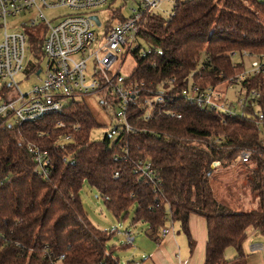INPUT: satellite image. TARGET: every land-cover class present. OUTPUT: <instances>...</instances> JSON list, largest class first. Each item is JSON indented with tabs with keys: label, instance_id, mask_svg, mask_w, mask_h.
I'll use <instances>...</instances> for the list:
<instances>
[{
	"label": "trees",
	"instance_id": "trees-1",
	"mask_svg": "<svg viewBox=\"0 0 264 264\" xmlns=\"http://www.w3.org/2000/svg\"><path fill=\"white\" fill-rule=\"evenodd\" d=\"M138 37L154 53L143 58L133 52L132 79L146 87L174 79L179 89L192 76L203 88H217L245 68L243 52L264 55V0H178L168 19L144 17ZM239 89L258 93L243 117L177 102L167 108L181 112V120H141L135 123L139 131L115 142L107 135L90 141L97 124L82 101L36 123L0 125V264H51L61 256L62 264H118L107 248L114 233L94 227L83 211L79 192L85 183L118 219L135 205L133 223L147 224L156 242L168 216L185 232L190 215L201 217L204 264H221L256 213L226 206L217 185L242 171L245 187L264 205V139L255 126L264 113V75L246 78ZM29 145L47 154L38 173ZM241 150L250 152L245 164L238 162ZM141 162L153 178L139 170ZM257 227L264 237V216ZM237 251L236 259L222 264H242V247Z\"/></svg>",
	"mask_w": 264,
	"mask_h": 264
},
{
	"label": "built area",
	"instance_id": "built-area-1",
	"mask_svg": "<svg viewBox=\"0 0 264 264\" xmlns=\"http://www.w3.org/2000/svg\"><path fill=\"white\" fill-rule=\"evenodd\" d=\"M111 1L113 0H0V26L4 29L0 43V125L36 123L47 116L61 113L69 102H84L88 96L96 97L101 108L109 113L113 126L106 135L112 142L139 131L135 123L141 120L149 121L159 115L181 120V112L167 108L177 102L221 112L226 117L245 116L244 109L248 101L258 97L254 90L247 94L240 91L235 107L227 99L221 101L223 103H217L221 95L216 88H203L193 82L192 76L187 79L185 86L177 89L174 79L158 85L149 83L146 87L143 81L122 76L119 72L113 74L112 69L118 55L123 52L133 58V52L143 58L154 53L153 49L141 46L138 36L143 18L156 14L161 0H135L136 7L131 9V14L123 21L108 24L103 35L99 36L95 29L102 23L91 12L107 5L109 8ZM56 7H66L74 13L50 24L44 18L42 9ZM31 13H38L46 22V33L41 44L45 66H36L38 70L33 75L37 82L27 92H22L16 77L23 71L29 39L20 29L36 26V22L29 17ZM17 16H23L24 23L8 32L7 18ZM92 16L98 17L99 26L90 19ZM241 57L242 60H249V67L228 80V89L239 86L248 77L264 75V55L243 52ZM261 124L264 125L263 112H259L255 118L257 130ZM62 126V123H57V127ZM64 139L68 141V138ZM27 150L37 164L35 172L38 173L47 165V154L31 145ZM249 158L250 152L241 150L238 162L245 164ZM69 160V156L62 159L64 163ZM218 165L216 162L212 166ZM139 170L148 177H154L149 164L141 162ZM168 218L172 221L170 216L165 220ZM161 233L163 236L168 235L170 228L162 227ZM122 235L126 244H133L131 233ZM62 260L61 256L51 264H62ZM130 263L140 264L136 261Z\"/></svg>",
	"mask_w": 264,
	"mask_h": 264
},
{
	"label": "rangeland",
	"instance_id": "rangeland-1",
	"mask_svg": "<svg viewBox=\"0 0 264 264\" xmlns=\"http://www.w3.org/2000/svg\"><path fill=\"white\" fill-rule=\"evenodd\" d=\"M176 0H161L156 14L163 19H168L175 6ZM262 1V0H256ZM104 8L92 10L91 14H95L101 21V26L95 29L99 36H102L104 29L108 24H115L119 21L118 18H126L131 14V9L136 7L135 0H113ZM74 12L66 7L46 8L42 9V14L47 22L55 24L63 17L73 14ZM114 13V16L112 15ZM117 13V14H116ZM116 14V15H115ZM113 16V17H112ZM116 16V17H115ZM30 19L36 22L35 27H22L21 32L25 33L29 41L27 42L25 59L23 62V71L16 77V82L19 84V88L22 92H27L33 84L37 82L36 76L33 75L31 69L33 66H42L45 64L41 54V44L46 33V22L43 21L38 13H31ZM118 17V18H117ZM29 19H27L28 21ZM26 21V22H27ZM23 16H17L16 18H7V31L11 32L16 30L20 24H23ZM3 27L0 26V43L3 39ZM204 55L201 56L200 62L204 59ZM233 61H238V55H235ZM91 64V63H90ZM245 67H249V60H244ZM136 68V63L132 55H118V60L112 69V73L119 72L122 76H130ZM92 70V68H90ZM28 78V79H27ZM216 91L221 95L220 100L217 103H223L226 99L237 107V94L240 89L239 86L232 89H228V84L223 82L218 85ZM85 104L91 110L97 126L93 128L90 133V141H101L104 135H106L112 128V123L109 113L101 108L99 100L94 96H88L84 99ZM255 111L256 107H255ZM259 136L264 139V125H259ZM242 166V165H241ZM233 173V172H232ZM238 177L235 178L228 174V182L221 181V184L217 185L218 194L226 206H229L236 212L249 213L254 211L256 216L254 221L246 229L245 233L236 241L232 248L237 249L238 246L246 248L248 253L251 252L249 243L259 244L264 247V237L259 234L258 223L264 216V205L261 206L255 195L251 193L246 187L245 182L242 180V171H239ZM241 174V175H240ZM227 185V186H226ZM80 201L84 213L86 214L88 221L97 229L106 231L108 234L113 232L107 242L108 250L112 251V257L117 260L118 264H126L127 261L142 260V256H147L149 252H145L147 245H151L152 241L147 235L148 225L143 222L133 223L134 212L136 206L133 205L128 211L127 215L116 218L106 207L101 195L87 183L83 184L79 192ZM170 226V219H167ZM175 224V223H174ZM179 230V238H185V235L177 223L174 225ZM118 231L120 233H118ZM131 233V236L135 237L133 244H126L122 234ZM142 240V247L140 245ZM182 240V239H180ZM260 250H263L261 248ZM238 256V253H237Z\"/></svg>",
	"mask_w": 264,
	"mask_h": 264
},
{
	"label": "crops",
	"instance_id": "crops-1",
	"mask_svg": "<svg viewBox=\"0 0 264 264\" xmlns=\"http://www.w3.org/2000/svg\"><path fill=\"white\" fill-rule=\"evenodd\" d=\"M167 222V221H166ZM179 222L170 221V226L164 223V228H170V233L163 236L160 230V240L152 241L151 245H147L146 251L149 252L147 256H142V260H132L130 262H139L140 264H204L205 262V245L207 240L206 223L204 219L197 215H190L187 223V232L181 227L185 238H179V230L174 227ZM188 233V234H187ZM182 239V240H180ZM142 247V240H140ZM135 237H133V243ZM251 252L248 253L246 248L242 247L244 256L242 257V264H264V247L259 244L249 243ZM263 248V250H260ZM237 249L231 246L226 248L222 263L229 262L236 259ZM128 262V261H127Z\"/></svg>",
	"mask_w": 264,
	"mask_h": 264
},
{
	"label": "water",
	"instance_id": "water-1",
	"mask_svg": "<svg viewBox=\"0 0 264 264\" xmlns=\"http://www.w3.org/2000/svg\"><path fill=\"white\" fill-rule=\"evenodd\" d=\"M90 19L93 20L97 26L100 25V22H99L97 16H92V17H90ZM38 73H39V72H38ZM38 73H37V74H38ZM108 139H109V136H108Z\"/></svg>",
	"mask_w": 264,
	"mask_h": 264
}]
</instances>
